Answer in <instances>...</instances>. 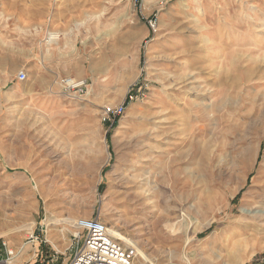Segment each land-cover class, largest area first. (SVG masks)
<instances>
[{
    "label": "rangeland",
    "instance_id": "obj_1",
    "mask_svg": "<svg viewBox=\"0 0 264 264\" xmlns=\"http://www.w3.org/2000/svg\"><path fill=\"white\" fill-rule=\"evenodd\" d=\"M263 167L264 0H0L8 264H67L97 217L134 264H264Z\"/></svg>",
    "mask_w": 264,
    "mask_h": 264
},
{
    "label": "built area",
    "instance_id": "obj_2",
    "mask_svg": "<svg viewBox=\"0 0 264 264\" xmlns=\"http://www.w3.org/2000/svg\"><path fill=\"white\" fill-rule=\"evenodd\" d=\"M26 77L25 72H20L18 76L21 81ZM64 82L67 84L68 90H76L78 93L83 91L86 86V80L66 79ZM124 111L123 105L107 106L104 108L102 119L104 121L118 120ZM109 229L110 227L105 225L99 217L90 221L85 226L82 242L76 246L67 264H134V248L112 236ZM79 234L75 237H78ZM6 252L7 259L0 258V262L8 261L14 256L13 250L8 249Z\"/></svg>",
    "mask_w": 264,
    "mask_h": 264
},
{
    "label": "bare ground",
    "instance_id": "obj_3",
    "mask_svg": "<svg viewBox=\"0 0 264 264\" xmlns=\"http://www.w3.org/2000/svg\"><path fill=\"white\" fill-rule=\"evenodd\" d=\"M50 35V38H47L48 40L46 41L47 44H51V43H57L58 40H59V33L58 32H50L49 33ZM50 49H46V52H49ZM150 138V134L148 133H140V134H136L132 137V139H130L129 141V147L130 149L134 150L135 151V154L133 155V157L131 159L128 160V164L130 166H136V163H135V157L138 158L140 156V151L141 149H143L144 147H146V138ZM133 151V153H134ZM132 153V151H131ZM264 168V167H263ZM128 181V180H127ZM37 185V183H36ZM262 189V188H261ZM264 189V188H263ZM254 190V189H253ZM260 192V191H259ZM132 194V193H131ZM256 199V198H255ZM257 202V201H256ZM258 221V220H257ZM66 222H68L66 219H60L58 220V223L59 224H62L64 225ZM88 224V223H87ZM54 226L58 225V224H53ZM52 224H49L47 227H50V226H53ZM84 225L80 226V227H83ZM87 226V225H86ZM242 233V232H241ZM110 234L112 235L113 233L110 232ZM114 236V235H112ZM115 237V236H114ZM117 238V237H116ZM126 241V239H124ZM127 242V241H126ZM133 244V243H131ZM135 245V244H134ZM1 264H8L9 261H6V260H3L0 262Z\"/></svg>",
    "mask_w": 264,
    "mask_h": 264
}]
</instances>
